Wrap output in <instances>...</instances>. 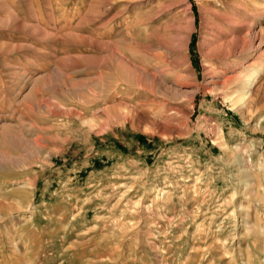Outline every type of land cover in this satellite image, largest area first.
Returning <instances> with one entry per match:
<instances>
[{
    "label": "rangeland",
    "instance_id": "1",
    "mask_svg": "<svg viewBox=\"0 0 264 264\" xmlns=\"http://www.w3.org/2000/svg\"><path fill=\"white\" fill-rule=\"evenodd\" d=\"M0 264H264V0H0Z\"/></svg>",
    "mask_w": 264,
    "mask_h": 264
},
{
    "label": "bare ground",
    "instance_id": "2",
    "mask_svg": "<svg viewBox=\"0 0 264 264\" xmlns=\"http://www.w3.org/2000/svg\"><path fill=\"white\" fill-rule=\"evenodd\" d=\"M252 81H253V80H252ZM248 86H249V85H246L245 87H243V89H245V88L247 89V88H248ZM250 88H252V87H250ZM250 88H249V89H250Z\"/></svg>",
    "mask_w": 264,
    "mask_h": 264
}]
</instances>
